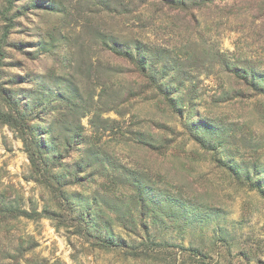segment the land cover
<instances>
[{"label": "rangeland", "instance_id": "rangeland-1", "mask_svg": "<svg viewBox=\"0 0 264 264\" xmlns=\"http://www.w3.org/2000/svg\"><path fill=\"white\" fill-rule=\"evenodd\" d=\"M0 264H264V0H0Z\"/></svg>", "mask_w": 264, "mask_h": 264}]
</instances>
